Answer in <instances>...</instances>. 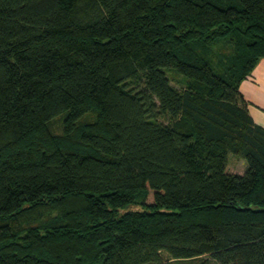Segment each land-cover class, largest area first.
Here are the masks:
<instances>
[{
  "label": "trees",
  "instance_id": "trees-1",
  "mask_svg": "<svg viewBox=\"0 0 264 264\" xmlns=\"http://www.w3.org/2000/svg\"><path fill=\"white\" fill-rule=\"evenodd\" d=\"M261 58L264 0H0V264H264Z\"/></svg>",
  "mask_w": 264,
  "mask_h": 264
},
{
  "label": "rangeland",
  "instance_id": "rangeland-1",
  "mask_svg": "<svg viewBox=\"0 0 264 264\" xmlns=\"http://www.w3.org/2000/svg\"><path fill=\"white\" fill-rule=\"evenodd\" d=\"M167 76L169 77L170 84L180 91L186 88V82L187 80L182 77L181 75L177 74L174 70L166 69ZM87 118H90V115L87 116ZM63 120H64V114L57 116L56 118L52 119L49 122V129L50 131L57 135L62 136L63 135ZM246 162L245 160L237 156L231 152L228 153V164H227V170L237 173H242L245 170ZM140 201V200H139ZM48 203L45 201L43 203H40L37 205V207L33 210H40L45 209L48 207ZM139 202H136L133 205H129L128 209L137 210L140 209ZM31 211V212H33ZM52 216V215H51ZM43 217L39 220L33 221V222H27V223H21L19 225L14 226V242L23 244L25 242L24 237L30 235V234H40L43 233L44 229L46 228L44 224L50 219V217ZM165 260H167L165 258ZM170 264H193L197 262V259H170Z\"/></svg>",
  "mask_w": 264,
  "mask_h": 264
},
{
  "label": "crops",
  "instance_id": "crops-1",
  "mask_svg": "<svg viewBox=\"0 0 264 264\" xmlns=\"http://www.w3.org/2000/svg\"><path fill=\"white\" fill-rule=\"evenodd\" d=\"M239 91L248 102V113L253 121L264 128V58L259 59L251 74L241 81Z\"/></svg>",
  "mask_w": 264,
  "mask_h": 264
}]
</instances>
